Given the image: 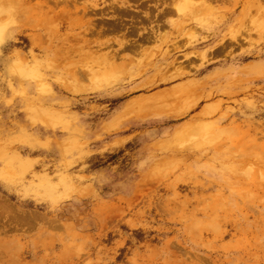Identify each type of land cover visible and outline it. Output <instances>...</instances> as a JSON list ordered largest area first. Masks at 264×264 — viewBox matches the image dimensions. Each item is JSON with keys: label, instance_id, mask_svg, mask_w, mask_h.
<instances>
[{"label": "rangeland", "instance_id": "rangeland-1", "mask_svg": "<svg viewBox=\"0 0 264 264\" xmlns=\"http://www.w3.org/2000/svg\"><path fill=\"white\" fill-rule=\"evenodd\" d=\"M0 264H264V0H0Z\"/></svg>", "mask_w": 264, "mask_h": 264}, {"label": "flooded vegetation", "instance_id": "flooded-vegetation-1", "mask_svg": "<svg viewBox=\"0 0 264 264\" xmlns=\"http://www.w3.org/2000/svg\"><path fill=\"white\" fill-rule=\"evenodd\" d=\"M146 1H149V0H142V2H146ZM147 5H148V6H153L154 4H149V3H148ZM135 12L138 13V14L140 15V18H137V19H135V20H133V19H125V20H127V21H133V22L142 21L141 18H147V14L149 13V12H147L146 10H135ZM98 18H99V17H98ZM131 26H133V27H138V28L142 27V26H140V25L132 24V23H131ZM128 28H130V26H128Z\"/></svg>", "mask_w": 264, "mask_h": 264}, {"label": "crops", "instance_id": "crops-1", "mask_svg": "<svg viewBox=\"0 0 264 264\" xmlns=\"http://www.w3.org/2000/svg\"><path fill=\"white\" fill-rule=\"evenodd\" d=\"M164 26L168 28V29L166 30V32H173L172 29H169V28H170L169 25L165 24ZM188 29H189V28H186V30H188ZM186 30H185V31H186ZM214 30H217V29H214ZM212 31H213V30H212ZM251 62H252V61H251ZM251 62H248V63H251Z\"/></svg>", "mask_w": 264, "mask_h": 264}, {"label": "bare ground", "instance_id": "bare-ground-1", "mask_svg": "<svg viewBox=\"0 0 264 264\" xmlns=\"http://www.w3.org/2000/svg\"><path fill=\"white\" fill-rule=\"evenodd\" d=\"M4 209V208H3ZM9 211V210H8Z\"/></svg>", "mask_w": 264, "mask_h": 264}]
</instances>
